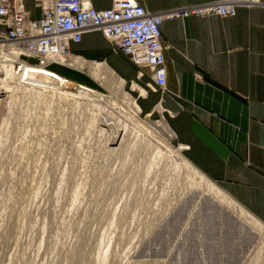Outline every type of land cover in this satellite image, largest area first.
<instances>
[{
	"label": "rangeland",
	"instance_id": "374dc122",
	"mask_svg": "<svg viewBox=\"0 0 264 264\" xmlns=\"http://www.w3.org/2000/svg\"><path fill=\"white\" fill-rule=\"evenodd\" d=\"M1 64L0 264H264V229L100 66L64 68L68 96Z\"/></svg>",
	"mask_w": 264,
	"mask_h": 264
},
{
	"label": "crops",
	"instance_id": "0c3cea01",
	"mask_svg": "<svg viewBox=\"0 0 264 264\" xmlns=\"http://www.w3.org/2000/svg\"><path fill=\"white\" fill-rule=\"evenodd\" d=\"M87 1L97 11L112 2ZM135 1L150 14L167 16L228 0ZM21 3L28 18H40L36 0ZM160 30L164 89L156 87L150 70L114 53L97 30L83 33L77 44L70 42L64 67L52 65L49 71L69 82L64 68L79 70L87 62L100 66L102 74L131 94L141 115L166 121L174 143L201 176L264 226V0L238 4L234 17L165 19ZM117 56L136 74L116 69Z\"/></svg>",
	"mask_w": 264,
	"mask_h": 264
},
{
	"label": "built area",
	"instance_id": "2783aa9c",
	"mask_svg": "<svg viewBox=\"0 0 264 264\" xmlns=\"http://www.w3.org/2000/svg\"><path fill=\"white\" fill-rule=\"evenodd\" d=\"M248 1L214 2L158 16L135 0H112L109 9L99 11L87 0H36L41 16L31 20L21 0H0V26L4 28L0 45L6 46V54H17L12 64L18 71L31 60L35 62L32 65L47 66L60 57L67 58L70 42L77 44L83 33L97 30L110 42L114 53L136 68L150 70L156 87L164 89L166 70L160 30L163 20L234 17L236 6Z\"/></svg>",
	"mask_w": 264,
	"mask_h": 264
},
{
	"label": "bare ground",
	"instance_id": "6f19581e",
	"mask_svg": "<svg viewBox=\"0 0 264 264\" xmlns=\"http://www.w3.org/2000/svg\"><path fill=\"white\" fill-rule=\"evenodd\" d=\"M5 46V45H3ZM10 48V47H9ZM16 55L17 54H12V55H8L5 52V49L0 45V58H2V60L4 61H0V70L1 67L4 64H1L2 62L6 63L7 65H10L12 69H14L12 62L16 60ZM69 58V57H67ZM66 57H60V59L50 65L47 66H37V65H32V64H23L19 69H18V73L19 75L16 76V71H13L12 75L10 76L12 79L13 77L18 79V82L23 83V85H27V86H40V87H45V88H52V89H56V90H61L63 92V94H66L68 96L70 95H74L72 94L69 90H68V85L70 86V83L65 80L64 78H60L57 77L56 75H54L53 73H51L50 71H45V69H49L52 65H57L60 64L63 60L67 59ZM7 68V67H6ZM17 69V68H16ZM1 72V71H0ZM8 73V72H7ZM10 75V74H9ZM1 79V78H0ZM45 81H47L45 83ZM2 83V87H5L7 85L6 83V79H2L0 80V84ZM89 93L92 94V92L82 86L78 87V91L76 92V95H88ZM2 94V93H1ZM95 95V94H94ZM93 96V95H92ZM96 96V95H95ZM94 96V97H95ZM97 98L99 97L98 95L96 96ZM95 97V98H96ZM78 98V97H77ZM84 98V97H83ZM97 100V99H96ZM94 101V100H93ZM92 101V102H93ZM134 111V109H133ZM159 126L163 127L166 129V125L164 122L160 121L157 123ZM162 128V129H163ZM164 131V130H163ZM166 132V131H164ZM171 137V136H170ZM184 160V159H183ZM220 192V191H219ZM224 196L231 201V199H229V197L226 196V194L223 192ZM233 202V201H232ZM234 203V202H233ZM235 204V203H234ZM241 210V209H240ZM242 211V210H241ZM250 218V217H249ZM254 222L256 223V225L261 226L263 229L264 227L259 224L255 219H253Z\"/></svg>",
	"mask_w": 264,
	"mask_h": 264
}]
</instances>
